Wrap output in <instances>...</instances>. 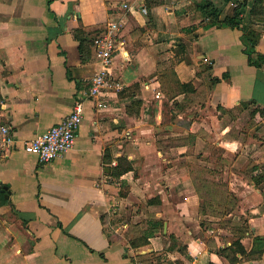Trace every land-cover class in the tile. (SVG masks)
<instances>
[{
  "label": "crops",
  "instance_id": "obj_1",
  "mask_svg": "<svg viewBox=\"0 0 264 264\" xmlns=\"http://www.w3.org/2000/svg\"><path fill=\"white\" fill-rule=\"evenodd\" d=\"M211 1L220 21L205 27L207 0H0V124L16 137L0 146V264H264V247L237 263L216 251L237 238L229 219H247L251 252L264 238V182L250 179L264 139L225 145L230 110L264 108V64L249 62L242 41L247 25L261 29L264 54V22L246 19L248 0L231 27L222 19L237 3ZM111 20L121 23L110 71L122 87L100 106L90 95L94 44L83 57L75 31L91 39ZM76 102L83 121L72 149L47 162L25 149ZM120 156L134 169L115 176ZM211 181L237 196L229 214L202 211ZM144 234L147 244L131 245ZM171 234L185 251H165Z\"/></svg>",
  "mask_w": 264,
  "mask_h": 264
},
{
  "label": "trees",
  "instance_id": "obj_2",
  "mask_svg": "<svg viewBox=\"0 0 264 264\" xmlns=\"http://www.w3.org/2000/svg\"><path fill=\"white\" fill-rule=\"evenodd\" d=\"M234 1L237 3V6L234 7V11L231 15H225V17L222 19L224 22H227L231 27H239L241 26L242 21V8L245 6L248 2V0H225V2ZM203 9L207 13V15L210 17V21L205 24V27H210L212 25H215L217 22L220 21V7H217L211 0H207V3L203 6ZM249 19L251 22H264V0H253L249 12ZM244 32L242 34V41L245 46V52L248 54L249 62L252 65H255L256 67L260 68L264 64V54L257 52L256 46L262 37V30L258 29L252 25H248V28L244 27ZM87 33L82 27H78L75 31L76 38L80 41V50L83 55L86 53L91 52V49L89 46L93 44L94 38L89 39L87 37ZM210 67V66H209ZM226 74L224 75V77ZM217 80H220L219 77H213L212 81L215 82ZM187 85V83L185 84ZM264 114V108H254L252 110V113L255 115L257 111H259ZM259 167V165H258ZM254 167L253 169H255ZM261 171L256 174H251L250 179L257 185L258 187H261L262 182H264V165H260ZM134 169L133 163L125 156L117 157V164L112 167L111 174L115 176H121L125 172H128L130 170ZM223 183V182H222ZM221 185L217 184L215 186V183L212 184L211 181V187H208L202 191L201 194L206 200V202L202 203V211L208 212H218L222 214L223 216L226 214H229L234 210L238 204V198L237 196L230 191L229 189L224 187L223 183ZM200 190V189H199ZM206 191V194H205ZM213 199V200H212ZM203 200V201H204ZM216 201V202H215ZM220 201H225L224 203H219ZM203 225H206L207 227L210 226V221H202ZM160 225L163 227L164 220H156L154 221V225ZM224 225H227L233 234L237 236V238L229 245H224L220 247H216V251L219 254L224 255L225 257L229 258L232 263H237L239 260L243 258V256H254V254H258V256H261L263 254V247H264V238L261 236H257L253 239V245L255 246L254 250L252 252L246 248L244 243L242 242V239L247 236V232L250 231V226L244 217L241 218L239 222H233L232 219H229L228 221L223 222ZM163 229V228H162ZM150 235L144 234L139 235L137 237H134L131 239L130 243L134 247H138L143 244H147L149 242L148 238ZM170 237V244L166 248V252H172L175 248H179L182 251H185L187 249V246L183 244L175 235L171 234ZM239 253V254H238ZM167 261L170 264H178L180 261L179 259L172 260L171 258H168Z\"/></svg>",
  "mask_w": 264,
  "mask_h": 264
},
{
  "label": "built area",
  "instance_id": "obj_3",
  "mask_svg": "<svg viewBox=\"0 0 264 264\" xmlns=\"http://www.w3.org/2000/svg\"><path fill=\"white\" fill-rule=\"evenodd\" d=\"M124 6H128L124 3ZM146 10V8L144 9ZM121 23L111 20L104 32L94 37V53L100 63L99 70L91 78L90 95L100 106L106 105L100 100L106 90L119 89L122 84L112 81L110 65L120 39ZM83 121L81 102H76L73 110L62 121L52 125L46 131L25 142V149L38 155L40 161H50L72 149L76 142L77 131ZM16 137L9 124H0V146L14 144Z\"/></svg>",
  "mask_w": 264,
  "mask_h": 264
},
{
  "label": "rangeland",
  "instance_id": "obj_4",
  "mask_svg": "<svg viewBox=\"0 0 264 264\" xmlns=\"http://www.w3.org/2000/svg\"><path fill=\"white\" fill-rule=\"evenodd\" d=\"M248 17L249 16H247L246 19H248ZM245 28H248V25ZM239 108L232 109L227 113V120H229V122H227L229 123V132L227 137L229 140L228 142L226 141L225 145L233 149L236 148L237 143H239L241 140L244 141L248 135H253L258 138V140H256L257 143L264 139V122H262L264 119V114L260 113L258 116H256V114L254 115L252 113L253 107L242 110L245 108V105L244 107L240 106ZM222 150L223 149L219 146L216 147L215 154L222 152ZM232 157L233 156H230L229 159H226V163L229 164ZM256 161L257 165H264V157L256 158Z\"/></svg>",
  "mask_w": 264,
  "mask_h": 264
}]
</instances>
